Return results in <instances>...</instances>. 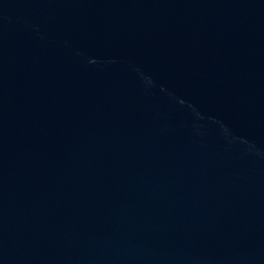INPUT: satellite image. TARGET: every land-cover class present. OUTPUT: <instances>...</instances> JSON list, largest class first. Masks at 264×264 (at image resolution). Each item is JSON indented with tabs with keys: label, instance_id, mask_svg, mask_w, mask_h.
<instances>
[{
	"label": "water",
	"instance_id": "95a60500",
	"mask_svg": "<svg viewBox=\"0 0 264 264\" xmlns=\"http://www.w3.org/2000/svg\"><path fill=\"white\" fill-rule=\"evenodd\" d=\"M0 264H264V0H0Z\"/></svg>",
	"mask_w": 264,
	"mask_h": 264
}]
</instances>
